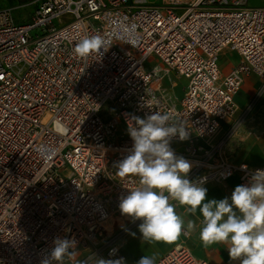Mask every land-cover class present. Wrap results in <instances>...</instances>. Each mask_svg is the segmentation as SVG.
Segmentation results:
<instances>
[{
  "label": "built area",
  "instance_id": "built-area-1",
  "mask_svg": "<svg viewBox=\"0 0 264 264\" xmlns=\"http://www.w3.org/2000/svg\"><path fill=\"white\" fill-rule=\"evenodd\" d=\"M14 10L0 7V264H41L57 237L76 241L65 264L126 261L118 231L139 220L122 215L119 203L139 178L120 176L116 164L133 146L132 116L167 112L183 121L189 138L170 146L191 162L190 180L207 178L203 186L233 176L247 184L264 169L230 160L227 138L214 142L239 110L234 97L245 76L264 86V6L38 0L26 23ZM92 35L104 49L76 55V43ZM227 49L241 60L222 75ZM177 79L185 81L181 95ZM155 264L208 263L180 243Z\"/></svg>",
  "mask_w": 264,
  "mask_h": 264
},
{
  "label": "clouds",
  "instance_id": "clouds-1",
  "mask_svg": "<svg viewBox=\"0 0 264 264\" xmlns=\"http://www.w3.org/2000/svg\"><path fill=\"white\" fill-rule=\"evenodd\" d=\"M104 44L100 35L84 37L76 43L74 53L87 58L100 53ZM130 121L133 146L116 169L120 176L136 175L139 182L120 199L119 209L133 222L142 221L138 227L143 241L171 243L194 231L195 221H186L175 210L179 205L186 214H201L199 239L204 247L222 244L232 261L264 264V169L255 170L247 184L237 185L230 198L208 200L203 186L207 178L190 180L191 162L177 156L170 146L173 137L189 138L183 121L156 111L145 118L132 116ZM61 130L58 125L57 131ZM53 245L41 264H65L66 258L75 255V240L57 237ZM92 264H124V260L93 256ZM137 264H155V259L144 255Z\"/></svg>",
  "mask_w": 264,
  "mask_h": 264
},
{
  "label": "crops",
  "instance_id": "crops-1",
  "mask_svg": "<svg viewBox=\"0 0 264 264\" xmlns=\"http://www.w3.org/2000/svg\"><path fill=\"white\" fill-rule=\"evenodd\" d=\"M256 3L257 4L254 5L249 4V0H248V4L250 6H264V0H257ZM240 60L241 57L237 52L231 51L229 49L223 51L220 55V67H221L222 75L228 74L240 62ZM243 89L245 90L246 93L249 94V98H251L252 100L258 94H261V97L264 100L263 81L258 75L251 73L245 76L243 85L236 92L235 96L238 95L239 91ZM175 93L181 95L183 91L182 93H178L176 92L175 89ZM249 104L250 103L246 104L244 108L238 106L239 110L233 116V118L228 119L227 121H224L221 124V129L223 126H226V129L221 135L215 136L214 142L219 141V139L221 138L223 139L226 138V136L223 134L230 129L231 125L235 122V120H238L239 117H241L245 112H247V108L249 107ZM230 145L231 143L227 139L225 143V153L230 160L236 163L247 162L252 165L264 166V157L260 152H258L256 155L253 153L247 156L242 155L243 158L240 159L238 157V154L232 149ZM258 154L262 156L261 159H258L257 157ZM237 185H240L238 176H233L224 183H215V182L208 183L204 186L207 188V199L220 200V199H224L225 197L230 198L232 192L234 191ZM175 210L177 211L178 214L183 216L186 221L188 219L195 221L196 229L192 231L189 235L182 234L177 240L171 243H165V242L147 243L143 241L142 234L139 232L138 226L142 222L141 220H139L138 222L132 224L129 228L124 229L123 230L125 231L124 235L120 236L121 238L119 237V240L122 245V252L126 257V261L124 262V264H137L139 259L144 255L154 257L156 261L162 255H164L166 252H168L170 249H172L174 246L180 243L189 247L197 257L205 259L208 264H239V261H232L229 258L228 251L225 245L216 244L209 247L203 246L202 242L199 239L200 221L202 219L199 211H197L195 215L186 214L185 208L179 205H177ZM92 260L87 262L86 264H92Z\"/></svg>",
  "mask_w": 264,
  "mask_h": 264
},
{
  "label": "rangeland",
  "instance_id": "rangeland-1",
  "mask_svg": "<svg viewBox=\"0 0 264 264\" xmlns=\"http://www.w3.org/2000/svg\"><path fill=\"white\" fill-rule=\"evenodd\" d=\"M157 1L159 2V0ZM256 1L257 0H249V4H257ZM37 2L38 0H0V7H14L16 21L19 23H26L31 20ZM172 77L174 78V76ZM165 83L168 84L167 79ZM177 83L175 88L176 92L182 93L185 88V81L177 79ZM234 100L236 104L242 108H244L246 104H250L247 108V112L239 117L238 120H235L230 129L223 135H225L231 143L230 146L238 154L240 159L243 158L242 155L247 156L252 153L256 155L258 152L264 157V100L261 94H258L252 100L249 98V94L243 89L234 97ZM225 129L226 126H223L222 129L220 128L217 135H221ZM262 156L260 154L257 155L258 159H261ZM124 232L123 230H119L118 237L124 235Z\"/></svg>",
  "mask_w": 264,
  "mask_h": 264
}]
</instances>
